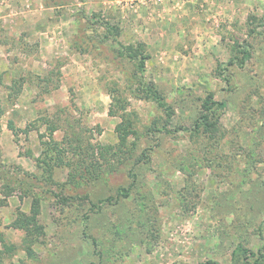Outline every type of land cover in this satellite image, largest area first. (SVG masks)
<instances>
[{
    "label": "rangeland",
    "instance_id": "obj_1",
    "mask_svg": "<svg viewBox=\"0 0 264 264\" xmlns=\"http://www.w3.org/2000/svg\"><path fill=\"white\" fill-rule=\"evenodd\" d=\"M263 239L264 0H0V264H232Z\"/></svg>",
    "mask_w": 264,
    "mask_h": 264
},
{
    "label": "trees",
    "instance_id": "obj_2",
    "mask_svg": "<svg viewBox=\"0 0 264 264\" xmlns=\"http://www.w3.org/2000/svg\"><path fill=\"white\" fill-rule=\"evenodd\" d=\"M104 26L106 30H111L113 27L109 25V23L105 22ZM116 34H118V31H116ZM121 45V43H119ZM122 46V45H121ZM122 51L127 57L131 59L137 60V67L139 71L142 73L144 71V63H145V55L139 56L137 54V50L134 51L132 45L128 46H122ZM241 52L240 61L244 62L246 59L249 58L250 54L245 50V47H243L242 50H239ZM154 97L156 99H159L158 96H156V92L154 90H150ZM226 106L225 101H216L213 99V94L209 93L205 100L203 101L202 108L205 111L201 116V124H205L208 127H213L217 123L219 119V114H215V110L218 109H224ZM211 117H215L214 120H212ZM117 131L119 132V140L120 143H124L127 137L128 133V127L126 124L121 123L117 126ZM123 132V134H122ZM264 260V239H263V245L258 249L257 252L250 250L246 247H244L241 244H237L232 252V264H262ZM202 264H219L217 261L214 260H206Z\"/></svg>",
    "mask_w": 264,
    "mask_h": 264
}]
</instances>
